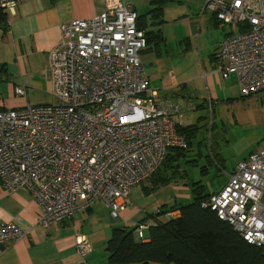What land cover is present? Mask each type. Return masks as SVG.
<instances>
[{"label": "built area", "instance_id": "2783aa9c", "mask_svg": "<svg viewBox=\"0 0 264 264\" xmlns=\"http://www.w3.org/2000/svg\"><path fill=\"white\" fill-rule=\"evenodd\" d=\"M18 4L3 0L1 8L12 15ZM203 12L231 29L216 53L217 74L222 80L234 75L242 98L264 99V0H205ZM136 21L127 2L103 0L96 17L63 24L49 53L54 101L0 112V185L31 195L41 211L40 228L98 203L117 219L130 189L149 179L169 150L187 148L178 133L183 111L149 89L140 60L147 45ZM203 101L211 113V100ZM195 108L189 103L186 111ZM202 207L247 244L264 246V148L237 164ZM146 228L136 227L138 240ZM25 234L13 223L1 224L0 244ZM91 248L84 237L76 239L77 264H88Z\"/></svg>", "mask_w": 264, "mask_h": 264}, {"label": "crops", "instance_id": "0c3cea01", "mask_svg": "<svg viewBox=\"0 0 264 264\" xmlns=\"http://www.w3.org/2000/svg\"><path fill=\"white\" fill-rule=\"evenodd\" d=\"M123 1L132 7L137 18L143 19L147 31L160 32L162 36L156 48L148 47L140 54L150 91L158 99L176 103L183 111L182 117L186 113L204 111L203 116L195 117V124L190 126L198 128L197 137L202 129L219 131L215 141H224L223 148L227 149L229 142L224 139L223 129L227 125L247 133V137L241 138L238 144L255 146L256 149L249 155L263 149L264 138L256 132L264 131V99L242 98L234 75L222 80L217 74L221 62L216 58V53L231 29L203 12L205 0H168L162 8V18L155 22L159 23L157 26L148 15L152 9L150 0ZM102 9L103 0H19L15 12L7 15V28L0 36V112L48 105L54 101L49 53L61 40V26L73 19L94 18ZM232 80L236 84L234 94L224 85ZM16 89H23L24 94L16 95ZM206 96L212 103L211 114L214 112L213 129L206 127V112L209 111L207 103L203 101ZM189 103H194L196 108L186 111ZM182 117L180 128L185 129L182 127ZM201 156L206 158L208 165H224L221 156L207 153L206 156L201 153ZM244 158L241 160L247 159ZM193 162L197 163L195 160ZM183 184H170L158 189L154 192L156 199L148 206H143L147 202H138L136 207L137 198L131 197L132 202L129 200L127 208L115 220L109 217L106 207L98 203L46 229L37 226L41 211L26 190L8 193L0 185V225L13 223L26 232L18 241L0 244V264H77L78 237H84L92 246L87 263L100 264L102 260L97 263L96 257L98 255L102 259V253L106 254L114 229H132L146 224L147 228L143 231L146 239L148 229L155 222L149 218L150 215L156 214L161 207L181 204L189 197L191 202L192 193ZM134 187L130 189L131 194ZM94 218L96 226L87 229L89 221ZM159 219L167 220L165 214ZM106 260L103 261L105 264Z\"/></svg>", "mask_w": 264, "mask_h": 264}, {"label": "trees", "instance_id": "16d2710c", "mask_svg": "<svg viewBox=\"0 0 264 264\" xmlns=\"http://www.w3.org/2000/svg\"><path fill=\"white\" fill-rule=\"evenodd\" d=\"M0 36L7 28V14L1 8ZM168 0H150L148 13L157 26L162 18V8ZM137 30L144 33L146 48H156L162 40L160 32H149L143 19L137 18ZM212 117L214 112L212 111ZM203 120V119H202ZM186 139L184 150H169L163 164L149 178L152 187L145 194L154 193L170 184L183 183L185 171H180V162L187 159L197 137L196 126L178 130ZM186 164L188 162L184 161ZM191 168H194L189 164ZM201 169V173L206 172ZM181 172V173H180ZM181 180H177V179ZM211 194L202 192L199 183L193 184V199L189 204L161 207L149 218L154 225L148 229L146 239H135L136 228L114 229L107 244V264H264V246L247 244L226 223L202 204ZM178 212L177 218L161 221L166 213Z\"/></svg>", "mask_w": 264, "mask_h": 264}, {"label": "rangeland", "instance_id": "374dc122", "mask_svg": "<svg viewBox=\"0 0 264 264\" xmlns=\"http://www.w3.org/2000/svg\"><path fill=\"white\" fill-rule=\"evenodd\" d=\"M232 79H234V76H232ZM224 85L234 94V90L236 89V84L234 80H232L231 82L226 81ZM202 112L205 113L204 111ZM203 113L193 112V113L184 114L182 117V127L186 128L193 126L195 124L194 118L197 116H201ZM206 117L208 119L206 123V127L209 129H213V122L215 121L211 117V113H209V111L206 112ZM225 126L226 128L225 127L223 128L225 130L224 139H226L229 142V146L227 149L223 148L224 141L221 143L215 141V136L219 131L215 130L211 132L202 129L199 133V136L197 137V141L194 142L193 144V150L189 152L186 160L180 162V171L183 170L185 171L184 179H183V183H184L183 187L188 191H190L191 193H192V186L193 184L196 183H199L202 192L207 195L212 192L219 191L226 183L227 181L226 176L227 174H230L232 167H234L237 164V162H239L244 157L248 158L247 156L249 155V153L252 152V150L256 149L255 146L245 147L244 145L238 144L241 138L247 137V133L240 132L237 128L231 129L227 125ZM256 134L264 138L263 130L257 131ZM197 143H199L200 145H197ZM262 143L264 146V141H262ZM201 153L202 155L205 156L206 153L207 155L210 154L217 157L221 156L224 159L223 160L224 165L220 166L221 163H219V166L216 163H214L213 165L212 164L208 165L206 158L204 156H201ZM193 160H195L197 163L193 162ZM184 161L194 166V168H191L190 166H186L187 164ZM203 167H207V171L201 173V169ZM177 180H181V179L178 178ZM151 187L152 185L149 182V180L143 181L141 184L133 188L132 194L130 193L129 200L132 202V199L135 197L137 198L136 200L137 203L135 204L136 207H138V202L141 204L147 202V205H143V206H148L154 199H156L154 193H149L147 195L144 193L146 189H150ZM188 199H190V197L185 199L186 201H181V204L183 205L189 204L190 202ZM95 226L96 224L94 218L92 221H89L87 225L88 227L87 229L94 228ZM135 239L138 241L136 234H135ZM106 258L107 256L106 254L104 255V252L102 253V259H99L97 255L96 257V259L98 260L97 263H99V260H102L100 264H105V262L103 261Z\"/></svg>", "mask_w": 264, "mask_h": 264}]
</instances>
